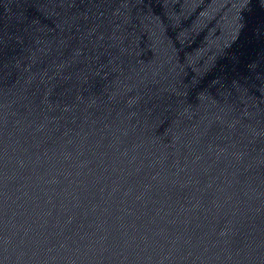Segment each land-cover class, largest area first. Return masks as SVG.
Masks as SVG:
<instances>
[{"label": "water", "instance_id": "obj_1", "mask_svg": "<svg viewBox=\"0 0 264 264\" xmlns=\"http://www.w3.org/2000/svg\"><path fill=\"white\" fill-rule=\"evenodd\" d=\"M0 264H264V0H0Z\"/></svg>", "mask_w": 264, "mask_h": 264}]
</instances>
